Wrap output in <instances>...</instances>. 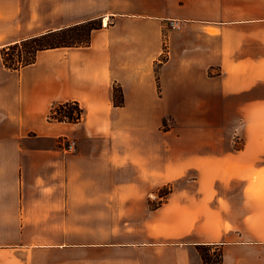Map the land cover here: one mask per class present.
Returning <instances> with one entry per match:
<instances>
[{
    "label": "crops",
    "instance_id": "0c3cea01",
    "mask_svg": "<svg viewBox=\"0 0 264 264\" xmlns=\"http://www.w3.org/2000/svg\"><path fill=\"white\" fill-rule=\"evenodd\" d=\"M95 19L0 55V264H264V0H0V49Z\"/></svg>",
    "mask_w": 264,
    "mask_h": 264
},
{
    "label": "trees",
    "instance_id": "16d2710c",
    "mask_svg": "<svg viewBox=\"0 0 264 264\" xmlns=\"http://www.w3.org/2000/svg\"><path fill=\"white\" fill-rule=\"evenodd\" d=\"M101 27V20L95 19L22 39L0 49L2 62L7 69L18 70L34 63L39 51L60 47L87 46L90 42L91 32ZM165 52L164 49V55L160 62L166 60ZM112 100L116 106L123 104L122 90L115 84L112 86ZM83 114L84 110L78 102L67 101L52 105L47 119L52 122L77 123ZM197 250L202 264H223L222 255L217 249H213L209 245H198Z\"/></svg>",
    "mask_w": 264,
    "mask_h": 264
},
{
    "label": "built area",
    "instance_id": "2783aa9c",
    "mask_svg": "<svg viewBox=\"0 0 264 264\" xmlns=\"http://www.w3.org/2000/svg\"><path fill=\"white\" fill-rule=\"evenodd\" d=\"M168 26L173 27V28H179L180 27V24L177 21H169L168 22ZM64 147L67 150H73L74 147H75V143L73 141H67V142H65Z\"/></svg>",
    "mask_w": 264,
    "mask_h": 264
},
{
    "label": "rangeland",
    "instance_id": "374dc122",
    "mask_svg": "<svg viewBox=\"0 0 264 264\" xmlns=\"http://www.w3.org/2000/svg\"><path fill=\"white\" fill-rule=\"evenodd\" d=\"M262 110V112H264V109H261ZM264 121V120H263ZM261 132H262V134H263V136H264V123H262V125H261ZM233 147H235V148H237V147H239L238 145H237V141H236V143H234V145H233ZM263 159H264V157H262ZM262 164H264V160H263V163ZM258 179L256 178L255 179V181H257ZM259 180H260V178H259ZM260 182H257V184H259ZM255 190V189H254ZM258 190H260L259 188L257 189V191ZM168 192V188L167 187H165V188H162V189H160V191H159V194L160 195H164L165 193H167Z\"/></svg>",
    "mask_w": 264,
    "mask_h": 264
}]
</instances>
